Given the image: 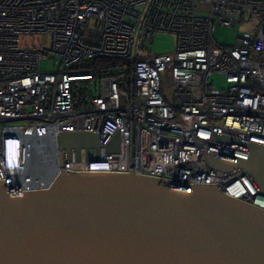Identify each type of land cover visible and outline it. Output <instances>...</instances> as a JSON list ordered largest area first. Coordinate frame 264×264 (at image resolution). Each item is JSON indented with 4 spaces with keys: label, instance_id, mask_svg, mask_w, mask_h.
Instances as JSON below:
<instances>
[{
    "label": "built area",
    "instance_id": "obj_1",
    "mask_svg": "<svg viewBox=\"0 0 264 264\" xmlns=\"http://www.w3.org/2000/svg\"><path fill=\"white\" fill-rule=\"evenodd\" d=\"M237 24L246 27L234 45L215 39L217 26ZM161 31L176 35V49L149 55ZM96 57L128 59L131 89L115 73L75 68ZM44 58L55 59L54 71L40 70ZM216 72L225 88L211 80ZM85 83L88 94L78 99ZM72 131H98L101 159L88 161L82 150L81 160L74 153L67 161L57 138ZM116 134L120 150L108 152ZM216 135L264 145V0H0V180L8 190L47 188L62 168H132L222 184L264 209L248 172L208 165L210 156L250 157ZM7 143L21 146L18 171L5 166Z\"/></svg>",
    "mask_w": 264,
    "mask_h": 264
},
{
    "label": "water",
    "instance_id": "obj_2",
    "mask_svg": "<svg viewBox=\"0 0 264 264\" xmlns=\"http://www.w3.org/2000/svg\"><path fill=\"white\" fill-rule=\"evenodd\" d=\"M248 159L208 157L248 172L264 194V145L216 135ZM67 161L100 160L98 131L62 132ZM94 150V155L92 154ZM120 150V135L106 145ZM222 184L127 172L65 171L47 188L10 191L0 180V264H264V209Z\"/></svg>",
    "mask_w": 264,
    "mask_h": 264
},
{
    "label": "rangeland",
    "instance_id": "obj_3",
    "mask_svg": "<svg viewBox=\"0 0 264 264\" xmlns=\"http://www.w3.org/2000/svg\"><path fill=\"white\" fill-rule=\"evenodd\" d=\"M245 25L237 24L233 27L217 26L213 34L215 39L220 44L234 45L237 41L238 34L241 30L245 29ZM176 35L170 32H159L154 37V43L150 45L148 54H164L173 52L176 49ZM56 69L54 58H44L40 65L41 71H54ZM211 80L214 81L217 88H225L227 82L223 73L216 72L212 75ZM122 99V104H124Z\"/></svg>",
    "mask_w": 264,
    "mask_h": 264
},
{
    "label": "trees",
    "instance_id": "obj_4",
    "mask_svg": "<svg viewBox=\"0 0 264 264\" xmlns=\"http://www.w3.org/2000/svg\"><path fill=\"white\" fill-rule=\"evenodd\" d=\"M76 69L92 70L96 76L101 77L109 73H115L119 75L126 84L122 83L123 87L129 90L132 87L131 79L133 77V66L128 59L115 58V57H96L92 59H86L81 61L75 66ZM91 84L85 83L82 89L77 92L78 99L86 97L88 94V87Z\"/></svg>",
    "mask_w": 264,
    "mask_h": 264
},
{
    "label": "clouds",
    "instance_id": "obj_5",
    "mask_svg": "<svg viewBox=\"0 0 264 264\" xmlns=\"http://www.w3.org/2000/svg\"><path fill=\"white\" fill-rule=\"evenodd\" d=\"M21 146L18 143H7L4 148L5 166L8 170L18 171L20 169Z\"/></svg>",
    "mask_w": 264,
    "mask_h": 264
},
{
    "label": "bare ground",
    "instance_id": "obj_6",
    "mask_svg": "<svg viewBox=\"0 0 264 264\" xmlns=\"http://www.w3.org/2000/svg\"><path fill=\"white\" fill-rule=\"evenodd\" d=\"M20 156H21V154H20ZM214 169H215V168H214ZM215 170H217V169H215ZM233 170H242V169H232V170H228V171H233ZM217 171H218V170H217ZM242 171L244 172V170H242ZM247 183H249V182H247ZM249 184H250V183H249ZM239 185H240L241 187H244V188L246 187V186H245V183H244V184H241V183H240ZM250 185H251V184H250ZM258 193H259L260 195H263V194H261L260 192H258ZM260 195H259V197H262V196H260ZM259 203H262V200H259Z\"/></svg>",
    "mask_w": 264,
    "mask_h": 264
}]
</instances>
